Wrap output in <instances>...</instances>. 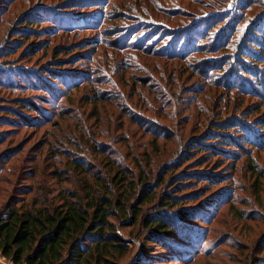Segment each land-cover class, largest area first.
I'll return each instance as SVG.
<instances>
[{
  "label": "rangeland",
  "instance_id": "obj_1",
  "mask_svg": "<svg viewBox=\"0 0 264 264\" xmlns=\"http://www.w3.org/2000/svg\"><path fill=\"white\" fill-rule=\"evenodd\" d=\"M262 9L264 0H0V61L45 79L42 89L0 88V212L33 200L54 203L59 193L80 188L87 177L72 173L74 161L91 175L106 176V155L110 166L119 165L136 183L113 193H121L126 205L138 199L139 179L151 185L163 180L140 213L152 214L157 197L167 192L197 215L165 248L156 246L139 222L115 220L128 245L117 264H264V146L238 152L193 147L213 125L226 122L235 124L230 136L237 142L245 133L264 140V101L232 85L227 90L221 81L204 86L190 71L193 59L157 53L171 48L176 31L224 11L246 19L234 43L194 57L211 62L225 57L223 68L253 81L238 65H253L246 60L252 49L243 37L258 15L263 18ZM74 16L79 26L72 29L68 19ZM25 20L24 37L19 28ZM255 33L264 40L262 32ZM141 39L149 41L145 52L130 44ZM70 73L75 74L71 81ZM54 91L61 94L55 104ZM24 103L40 107L43 117L33 119L20 108ZM258 123L263 125L255 130ZM186 175L203 178L183 185L179 178ZM0 264L9 263L0 257Z\"/></svg>",
  "mask_w": 264,
  "mask_h": 264
},
{
  "label": "trees",
  "instance_id": "obj_2",
  "mask_svg": "<svg viewBox=\"0 0 264 264\" xmlns=\"http://www.w3.org/2000/svg\"><path fill=\"white\" fill-rule=\"evenodd\" d=\"M39 8L40 11L44 10L42 6ZM232 16L234 15H224V11H219L217 15L214 14L210 20L204 21V23L194 26L191 23L184 28L186 31L183 32L184 29H182L175 32V36L172 38L175 41L171 48L165 49L166 52L164 49L159 50L157 53L178 60L193 59L194 66L192 65L190 71L202 79L204 86L221 85L222 83L223 88L231 90L230 85H232L238 90V93L264 101V83L259 82V77L264 79V40L257 39V33H255L260 31L264 35V9H262L263 18L259 19L258 15L256 22H252L249 27L255 30H250L249 34L243 37L252 49V51L247 50L249 56L246 57V60H249L253 65L249 67L244 63L238 65L240 73L252 74L253 81L241 79L242 77L238 78L240 76L236 72L223 68L221 65L227 61L225 57L212 62L209 59L194 57L195 55L216 54L230 40L236 38V35L241 32L239 26L246 19H232ZM36 18L39 17L36 16ZM75 18L77 17L68 19V22L72 24V29L79 26V23L74 21ZM59 22L63 24V22ZM222 23L223 25L216 29L218 24ZM26 25H28L27 20L21 21L19 31L24 33L27 30L24 28ZM71 26L67 25V28ZM215 29L217 35H212L211 31ZM191 34H193L192 39L189 40ZM250 34L253 38L249 37ZM23 36L25 37L27 34L24 33ZM202 41L208 42L207 47L199 46ZM192 42H196L197 45L194 46ZM148 43L149 41L144 42L141 39L130 44L139 47L137 51L145 52ZM152 45L153 43H151ZM257 66L263 68L262 73L259 74L256 71ZM62 72L58 74H62ZM67 78L71 81L75 79V74L70 73ZM44 83L45 79H41L36 71L26 67L5 65L0 61V88L10 92H19L25 88H41L45 85ZM75 84L77 83L75 82ZM199 86L202 87V85ZM54 93L51 96L55 104L61 94L57 97L56 91ZM20 108L28 114H32L35 120H38L37 116L43 117L42 109L31 103H24V106ZM259 110L257 109L255 112L258 113ZM6 111L15 118H22V115L16 111L14 115L13 110L6 109ZM27 113L25 114L27 115ZM232 124L226 122L213 125L214 131L203 135L202 143H193L194 150L203 147L206 148L203 151L227 149L238 152L243 149V146L256 149L264 146V140L258 139V136L253 138V135L247 133L242 137H237L240 140L237 142L234 137L230 136V130L235 126ZM261 125L263 124L254 125L255 130H259ZM241 127L243 126L241 125ZM217 146H222L223 150ZM105 158L107 160L106 176L91 175L90 171H85L79 161L70 163L72 173L82 174L87 179L80 188L59 193L60 196L54 203L33 200L30 204L21 203L18 205L17 203L3 209L0 212V257L9 264H117L126 255L128 245L118 234L114 224L115 220L129 217L132 225L139 222L145 230L147 229L149 239L161 248L167 247L173 240H178L182 232L194 225L197 215L189 212L187 208H181L178 198L170 196L167 192H163L157 197L158 200L153 205L156 207H153L152 214L143 215L140 213L141 206L153 202L156 190L163 184V180L156 185H151L148 184V179H139L142 188L134 204L126 205V200L122 198L121 193L115 197L113 193L117 188H126V191H129L134 188L136 183L131 176L125 174L127 171L124 172L119 165L110 166L112 161L107 159L106 155ZM69 174L71 176V173ZM187 178L189 181H183ZM195 178L200 182L203 176L186 175L179 179L185 183L183 185H186L191 184ZM187 244L193 245V242L189 241Z\"/></svg>",
  "mask_w": 264,
  "mask_h": 264
}]
</instances>
